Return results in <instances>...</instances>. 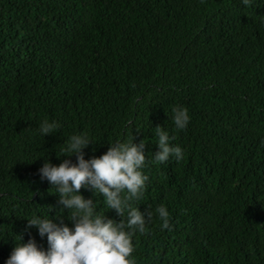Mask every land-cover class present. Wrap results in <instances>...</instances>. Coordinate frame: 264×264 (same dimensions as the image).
<instances>
[{"label":"trees","instance_id":"obj_1","mask_svg":"<svg viewBox=\"0 0 264 264\" xmlns=\"http://www.w3.org/2000/svg\"><path fill=\"white\" fill-rule=\"evenodd\" d=\"M176 105L190 115L183 131ZM45 118L62 127L41 136ZM158 125L179 162L152 163ZM79 132L94 141L85 159L118 138L145 143L132 203L153 216L133 237L135 264H264V0H0V264L19 236L47 249L26 217L50 208L59 223L61 206L38 169L75 163L59 149Z\"/></svg>","mask_w":264,"mask_h":264},{"label":"clouds","instance_id":"obj_2","mask_svg":"<svg viewBox=\"0 0 264 264\" xmlns=\"http://www.w3.org/2000/svg\"><path fill=\"white\" fill-rule=\"evenodd\" d=\"M247 6L250 0H241ZM172 122L175 130L187 128L190 115L181 105L173 106ZM62 127L56 120L42 119L38 123L41 136L53 134ZM157 150L152 153L153 164H163L170 158L179 162L184 150L172 144V136L165 127L156 126ZM94 142L87 132L73 133L67 137L61 155L76 156V162L64 159L59 165L45 159L38 169L40 179L47 180L58 195L61 206L55 222L47 215L33 214L27 218V227H35L40 237L47 239L46 250L37 246L34 239L21 242L22 237L5 264H135L133 237L147 230L152 211L146 214L133 201L140 200L145 193L148 176L143 172L147 166L145 143L134 142V137L118 138L109 142V147L100 156L85 159L84 149ZM60 155V156H61ZM59 157V156H58ZM36 160V159H35ZM34 161V160H33ZM89 189L96 196H103V205L113 209L122 217L120 221L107 218L97 210L96 202L85 198L79 191ZM72 226L63 223L64 211ZM155 213L164 227L168 226L169 211L164 204L155 208Z\"/></svg>","mask_w":264,"mask_h":264}]
</instances>
